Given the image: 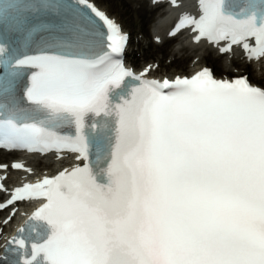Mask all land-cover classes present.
Returning a JSON list of instances; mask_svg holds the SVG:
<instances>
[{
	"label": "bare ground",
	"instance_id": "1",
	"mask_svg": "<svg viewBox=\"0 0 264 264\" xmlns=\"http://www.w3.org/2000/svg\"><path fill=\"white\" fill-rule=\"evenodd\" d=\"M123 2L124 3V7L123 10H125V12H128L132 15L134 21L137 24V28L140 30L141 33H143L144 35H147L149 33V30L152 27H163L166 25V18L164 17L161 21H159V19L154 17V13L153 11H151L150 9H148L146 7L145 2H143V0H101L98 5L101 8L106 9V11L113 17L117 18L119 20V17L116 15H112L111 14V8L113 5H115V3L117 2ZM122 10V9H121ZM120 21V20H119ZM124 28L126 30H128L125 26ZM181 44L180 41L176 42L174 44V46H177ZM172 46L170 44L162 46V47H151V52H159V53H171L172 52ZM185 54L181 55L180 58L177 59V57L175 58L176 61H174L172 63V67L176 68L178 67H182L185 63H187V60L191 57H194L197 53V51L192 50V49H188V48H184ZM224 58L222 57H216L213 53H209L207 52L203 57H201L199 59V61L197 62V66H208V67H219L223 73L225 71H227V67L225 66V61H223ZM235 62V61H234ZM243 69V68H241ZM184 73H191L192 70H184ZM252 73V77H254L255 79H260V78H264V73H256L254 74ZM182 74V73H181ZM174 74H172L173 76ZM0 155H2L3 159H8L4 154L0 153ZM1 158V159H2ZM0 159V163H5L4 160ZM8 161V160H7ZM6 161V162H7ZM31 165L33 166H37V163H32ZM47 166V164H42V169H44Z\"/></svg>",
	"mask_w": 264,
	"mask_h": 264
},
{
	"label": "rangeland",
	"instance_id": "2",
	"mask_svg": "<svg viewBox=\"0 0 264 264\" xmlns=\"http://www.w3.org/2000/svg\"><path fill=\"white\" fill-rule=\"evenodd\" d=\"M98 3L101 0H96ZM124 7V3L119 1L117 3H115V5L112 6L111 8V14L112 15H116L119 17V20L121 21V23L127 27V29L131 32V33H136L138 32L137 29V24L134 21L132 15L128 12H125V10H123ZM122 9V10H121ZM220 69H218V73H220Z\"/></svg>",
	"mask_w": 264,
	"mask_h": 264
}]
</instances>
